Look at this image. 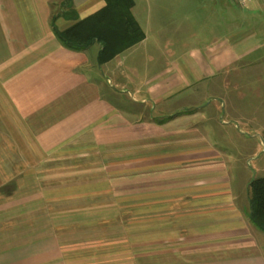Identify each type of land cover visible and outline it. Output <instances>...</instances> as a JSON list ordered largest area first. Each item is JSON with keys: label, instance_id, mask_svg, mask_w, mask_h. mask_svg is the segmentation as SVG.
I'll return each instance as SVG.
<instances>
[{"label": "crops", "instance_id": "0c3cea01", "mask_svg": "<svg viewBox=\"0 0 264 264\" xmlns=\"http://www.w3.org/2000/svg\"><path fill=\"white\" fill-rule=\"evenodd\" d=\"M104 6L0 0V264H264V231L249 216L250 179L235 180L196 112L153 114L182 79L135 83L121 58L134 46L99 64V44L72 49L56 36L54 27L65 30ZM233 50L220 48L214 61ZM131 86L150 116L118 104L117 92ZM28 190L44 208L9 240V214L23 218ZM98 231L111 245L70 249L98 240L90 235Z\"/></svg>", "mask_w": 264, "mask_h": 264}, {"label": "rangeland", "instance_id": "374dc122", "mask_svg": "<svg viewBox=\"0 0 264 264\" xmlns=\"http://www.w3.org/2000/svg\"><path fill=\"white\" fill-rule=\"evenodd\" d=\"M134 1L133 12L146 38L121 55L122 69L135 83L171 84L178 78L183 83L156 110L140 104L139 98L132 96V86L129 94L117 92L118 104L125 111L135 112L136 118L150 116L151 108L153 114L180 109L182 113L196 112L199 130L226 155L237 182L264 176V6L257 5V0L246 7L225 0L232 6L229 13L223 0ZM229 44L234 49L232 55L223 62L214 61V53ZM164 103L169 108L161 107ZM9 180L11 193L15 181L11 184V176ZM30 194V190L25 191V202L19 203V207L24 206L23 218L16 217L17 212L9 214V240L15 233L12 228L30 227L33 211L44 208L43 202L32 204ZM13 208L14 197L9 200V209ZM30 233L25 230L23 238H32ZM90 235L98 240L73 244L70 249L80 252L93 250L97 244L100 248L111 245L101 231ZM126 238L121 237L119 244Z\"/></svg>", "mask_w": 264, "mask_h": 264}, {"label": "trees", "instance_id": "16d2710c", "mask_svg": "<svg viewBox=\"0 0 264 264\" xmlns=\"http://www.w3.org/2000/svg\"><path fill=\"white\" fill-rule=\"evenodd\" d=\"M134 5V0H105L100 10L65 30L54 27V32L68 48L85 49L99 44L97 60L104 64L145 39V31L133 13ZM249 216L264 231V176L249 182Z\"/></svg>", "mask_w": 264, "mask_h": 264}, {"label": "built area", "instance_id": "2783aa9c", "mask_svg": "<svg viewBox=\"0 0 264 264\" xmlns=\"http://www.w3.org/2000/svg\"><path fill=\"white\" fill-rule=\"evenodd\" d=\"M235 2H237L240 6L242 7H246L247 4L251 1V0H233Z\"/></svg>", "mask_w": 264, "mask_h": 264}]
</instances>
